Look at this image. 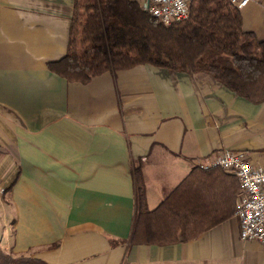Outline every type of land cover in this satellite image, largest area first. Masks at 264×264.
<instances>
[{
    "label": "crops",
    "instance_id": "1",
    "mask_svg": "<svg viewBox=\"0 0 264 264\" xmlns=\"http://www.w3.org/2000/svg\"><path fill=\"white\" fill-rule=\"evenodd\" d=\"M74 5L0 0V250L46 264H264V245L240 238L236 176L198 169L226 149L264 167V103L149 64L69 83L48 64L68 53ZM240 12L264 41V0ZM136 169L150 210L184 184L181 202L212 228L130 246Z\"/></svg>",
    "mask_w": 264,
    "mask_h": 264
},
{
    "label": "trees",
    "instance_id": "2",
    "mask_svg": "<svg viewBox=\"0 0 264 264\" xmlns=\"http://www.w3.org/2000/svg\"><path fill=\"white\" fill-rule=\"evenodd\" d=\"M139 64L189 75L205 73L242 98L264 103V41L244 30L241 12L230 0H192L189 18L171 26L150 16L135 0H75L68 53L50 62L48 69L69 83L88 84L106 72ZM135 181L130 246L186 243L212 228L202 225L181 202L184 184L150 210L139 169ZM0 264L46 263L0 250Z\"/></svg>",
    "mask_w": 264,
    "mask_h": 264
},
{
    "label": "built area",
    "instance_id": "3",
    "mask_svg": "<svg viewBox=\"0 0 264 264\" xmlns=\"http://www.w3.org/2000/svg\"><path fill=\"white\" fill-rule=\"evenodd\" d=\"M242 10L253 0H230ZM192 0H144L142 7L150 16L165 26L186 21L190 16ZM202 170L219 168L236 176L241 197L235 217L239 221L242 241L256 240L264 245V167L252 164L241 152L221 150L206 160H199Z\"/></svg>",
    "mask_w": 264,
    "mask_h": 264
},
{
    "label": "rangeland",
    "instance_id": "4",
    "mask_svg": "<svg viewBox=\"0 0 264 264\" xmlns=\"http://www.w3.org/2000/svg\"><path fill=\"white\" fill-rule=\"evenodd\" d=\"M137 1L142 2V0H137Z\"/></svg>",
    "mask_w": 264,
    "mask_h": 264
},
{
    "label": "water",
    "instance_id": "5",
    "mask_svg": "<svg viewBox=\"0 0 264 264\" xmlns=\"http://www.w3.org/2000/svg\"><path fill=\"white\" fill-rule=\"evenodd\" d=\"M0 241H1V236H0Z\"/></svg>",
    "mask_w": 264,
    "mask_h": 264
}]
</instances>
